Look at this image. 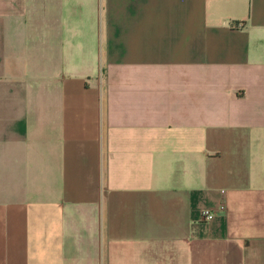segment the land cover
<instances>
[{
	"label": "crops",
	"instance_id": "0c3cea01",
	"mask_svg": "<svg viewBox=\"0 0 264 264\" xmlns=\"http://www.w3.org/2000/svg\"><path fill=\"white\" fill-rule=\"evenodd\" d=\"M0 264H264V0H0Z\"/></svg>",
	"mask_w": 264,
	"mask_h": 264
},
{
	"label": "built area",
	"instance_id": "2783aa9c",
	"mask_svg": "<svg viewBox=\"0 0 264 264\" xmlns=\"http://www.w3.org/2000/svg\"><path fill=\"white\" fill-rule=\"evenodd\" d=\"M223 209H224L223 203H220L217 209L205 208L201 211V218L204 221H209L216 215L217 211Z\"/></svg>",
	"mask_w": 264,
	"mask_h": 264
}]
</instances>
